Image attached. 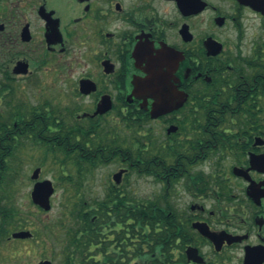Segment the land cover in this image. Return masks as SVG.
Here are the masks:
<instances>
[{"label": "flooded vegetation", "instance_id": "1", "mask_svg": "<svg viewBox=\"0 0 264 264\" xmlns=\"http://www.w3.org/2000/svg\"><path fill=\"white\" fill-rule=\"evenodd\" d=\"M261 2L257 10L238 0H0V183L44 112L52 130L72 131L68 151L79 150L82 160L96 136L90 128L111 120L118 143L123 124L132 132L130 162L110 160L121 168L68 229L71 264H264ZM57 61L71 71L83 66L69 78L91 105L67 109V124L42 104L11 119L12 93ZM104 103L109 111L95 115ZM82 128L86 137L76 135L82 147L75 148L74 130ZM145 183L151 190L142 193ZM92 209L98 214L89 216ZM1 212L4 205L0 247L36 240L24 229L17 232L30 238H13ZM160 241L164 249H155Z\"/></svg>", "mask_w": 264, "mask_h": 264}, {"label": "rangeland", "instance_id": "2", "mask_svg": "<svg viewBox=\"0 0 264 264\" xmlns=\"http://www.w3.org/2000/svg\"><path fill=\"white\" fill-rule=\"evenodd\" d=\"M68 67L61 61L50 63L42 68L35 78L26 81L23 84L25 88H17L9 98L12 102L10 115L13 111L17 113L20 108H26L27 105L42 104V108L50 106L51 109L62 113L55 117H63L67 124L71 117L70 114H67V109L79 108L78 110L84 109L85 111L91 105V99L78 97L73 89L75 86L73 78H69L73 74H80L83 66L75 65L73 71L70 70L71 67H69L70 69ZM81 123L83 124V122ZM113 125L111 120H105L102 124L103 132L105 133V127L111 134H114ZM131 133V129L123 124L119 131V137L120 139L124 138L132 145ZM23 145L21 150L15 152L16 154L14 153L15 155L11 158L9 175L4 178L5 184L0 185V198L5 197L8 204L11 199L10 194H12L15 202L13 204L22 214L19 227L12 228L10 233L24 229L37 232V236L36 240L25 244L20 241H8L5 246L0 247V256L6 257L4 264H39L44 260L52 261L53 264H68L70 252L67 232L75 221L74 213L76 211L73 209L76 202L81 198L88 201L98 198L102 188L110 185L113 174L121 168L120 163L113 162L98 169L84 170L83 174H78L79 169L72 163L71 158L66 159L63 153L40 147L31 138H26ZM37 167H42L39 180L52 181L56 189L51 200L52 210L49 212L40 210L31 199L34 185L31 175ZM72 173L75 177H68ZM139 189L142 193L151 190L146 183L140 184ZM52 224H55L59 230L55 252L52 251L54 245L51 231L54 225ZM78 263L77 260L73 262V264Z\"/></svg>", "mask_w": 264, "mask_h": 264}, {"label": "trees", "instance_id": "3", "mask_svg": "<svg viewBox=\"0 0 264 264\" xmlns=\"http://www.w3.org/2000/svg\"><path fill=\"white\" fill-rule=\"evenodd\" d=\"M21 111L22 108H20V111L17 113H13L10 115L11 119L14 118H20L21 117ZM43 120L37 121L36 125L40 126L35 128H28V134L32 136V139L37 142L42 147L48 148L50 151H59L63 153L66 157V159L71 158V155L75 156V158H71L72 163L76 165V167L79 169L80 172L87 171V170H93L98 169L102 166H106L109 164L110 160H112L113 157H120L122 156L126 160H128V163L130 162L131 154H132V146L131 143H128L124 138L120 139V142L118 143L117 139H115L114 134L109 133V131L104 127L105 133L103 132L102 125L98 127L90 128L89 132L91 135L95 134V137L91 138V148L92 151L89 153V159L82 160L78 154L79 150H77L75 153L72 154V152L68 151V145L66 143L67 136L72 134V131L67 128H59L58 131L52 130V125L54 126V118L52 117V114L43 113ZM35 124V122H34ZM75 136L73 137L74 140V147L75 148H81L82 146H78V142L76 141L77 137L76 135H80V137L83 139L86 137V131L84 129H77L74 130ZM56 142L58 143L56 145ZM119 144V145H118ZM117 146V147H116ZM62 150V151H61ZM13 155L11 156V158ZM85 166V167H84ZM8 174H6L5 178L8 177ZM4 180V179H3ZM2 180V181H3ZM0 183V185H4L5 182L3 181ZM2 188V187H1ZM10 203H6L4 201L6 198L1 197L0 206H5V212H1V218L3 221H8L10 224V228H18L20 222L22 221V218L20 216L22 215L17 207H15L14 198L12 194H10ZM4 201V202H3ZM97 202V201H96ZM86 203V204H85ZM93 206L89 203L87 199L81 198L76 202V205L73 210L76 212L74 213V218H79L84 220L85 215L84 213L88 211V207ZM93 210V209H92ZM96 210V209H95ZM90 211L89 216L95 211ZM98 211L96 210L94 214H98ZM147 211H141L140 212V220L147 219L145 215H147ZM145 214V215H143ZM85 222L87 224H91L90 217L86 218ZM95 224H91L90 228H92ZM99 223L96 224L98 226ZM93 232H91V241L98 240V235H92ZM140 234L144 237V239H147L148 236V230L147 227L144 224H140ZM93 239V240H92ZM165 243L163 241H160L156 244L155 249H164ZM68 264H71V262L68 261ZM83 264V263H81ZM90 264H98L94 263L93 260Z\"/></svg>", "mask_w": 264, "mask_h": 264}, {"label": "water", "instance_id": "4", "mask_svg": "<svg viewBox=\"0 0 264 264\" xmlns=\"http://www.w3.org/2000/svg\"><path fill=\"white\" fill-rule=\"evenodd\" d=\"M240 3L245 4V5H252L255 9L259 10L262 7V2L261 0H238ZM27 70V69H26ZM26 70H23L24 73H26ZM82 91L87 94L88 90L83 89L84 87H87L89 82H84L82 83ZM110 106H107L105 103L95 113V115L98 114H103L107 111H109ZM40 173L41 169H37L33 176L32 180L37 181L33 187L32 193H31V198L33 203L43 209L46 212L51 211L52 209V202L51 199L55 193V187L52 181L50 180H44V181H39L40 178ZM123 171H120L118 174L114 176V179L116 182L119 181L120 177L122 176ZM32 236V233L30 231H21L13 234V238L15 239H26L30 238ZM42 264H50V261H44Z\"/></svg>", "mask_w": 264, "mask_h": 264}]
</instances>
